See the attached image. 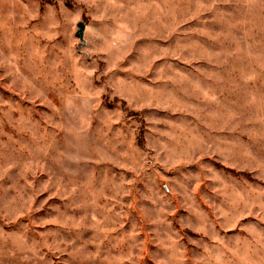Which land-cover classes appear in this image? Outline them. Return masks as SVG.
Here are the masks:
<instances>
[{
	"label": "rangeland",
	"instance_id": "obj_1",
	"mask_svg": "<svg viewBox=\"0 0 264 264\" xmlns=\"http://www.w3.org/2000/svg\"><path fill=\"white\" fill-rule=\"evenodd\" d=\"M0 264H264V0H0Z\"/></svg>",
	"mask_w": 264,
	"mask_h": 264
},
{
	"label": "water",
	"instance_id": "obj_2",
	"mask_svg": "<svg viewBox=\"0 0 264 264\" xmlns=\"http://www.w3.org/2000/svg\"><path fill=\"white\" fill-rule=\"evenodd\" d=\"M76 32H75V36L78 38L79 40V44L78 47L80 48L82 45H84L85 40H84V32H85V24L82 21H79L76 25Z\"/></svg>",
	"mask_w": 264,
	"mask_h": 264
}]
</instances>
